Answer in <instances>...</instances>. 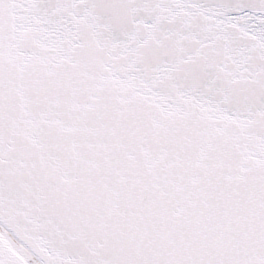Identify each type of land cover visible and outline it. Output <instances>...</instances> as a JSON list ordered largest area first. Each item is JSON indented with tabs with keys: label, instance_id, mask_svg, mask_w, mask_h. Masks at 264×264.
<instances>
[{
	"label": "snow or ice",
	"instance_id": "6c2138e0",
	"mask_svg": "<svg viewBox=\"0 0 264 264\" xmlns=\"http://www.w3.org/2000/svg\"><path fill=\"white\" fill-rule=\"evenodd\" d=\"M0 264H264V0H0Z\"/></svg>",
	"mask_w": 264,
	"mask_h": 264
}]
</instances>
